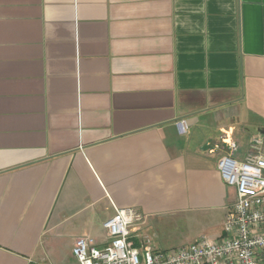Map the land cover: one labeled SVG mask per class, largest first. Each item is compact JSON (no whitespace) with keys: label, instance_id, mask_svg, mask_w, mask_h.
Returning a JSON list of instances; mask_svg holds the SVG:
<instances>
[{"label":"crops","instance_id":"0c3cea01","mask_svg":"<svg viewBox=\"0 0 264 264\" xmlns=\"http://www.w3.org/2000/svg\"><path fill=\"white\" fill-rule=\"evenodd\" d=\"M255 136L264 0H0V264L101 244L120 208L218 239L213 145Z\"/></svg>","mask_w":264,"mask_h":264},{"label":"built area","instance_id":"2783aa9c","mask_svg":"<svg viewBox=\"0 0 264 264\" xmlns=\"http://www.w3.org/2000/svg\"><path fill=\"white\" fill-rule=\"evenodd\" d=\"M176 125L186 132V122ZM236 149L226 140L213 145V150L222 152L216 165L220 178L235 192L221 237H200L176 250H158L148 235L138 234L145 216L133 208H120L103 223V243L88 237L75 239L71 253L76 263L264 264V137H252L242 159L232 156Z\"/></svg>","mask_w":264,"mask_h":264},{"label":"rangeland","instance_id":"374dc122","mask_svg":"<svg viewBox=\"0 0 264 264\" xmlns=\"http://www.w3.org/2000/svg\"><path fill=\"white\" fill-rule=\"evenodd\" d=\"M138 234L148 235L154 247L162 251L176 250L185 247L197 238L206 237L215 240L213 231H207L206 228L186 227L180 221L171 219H160L153 221L149 226H139ZM55 259L52 264H77L71 254V248L65 244H61L57 248Z\"/></svg>","mask_w":264,"mask_h":264}]
</instances>
